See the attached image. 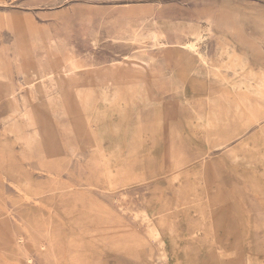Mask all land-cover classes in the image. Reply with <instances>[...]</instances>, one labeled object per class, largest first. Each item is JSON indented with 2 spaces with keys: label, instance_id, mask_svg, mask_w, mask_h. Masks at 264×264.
Listing matches in <instances>:
<instances>
[{
  "label": "rangeland",
  "instance_id": "obj_1",
  "mask_svg": "<svg viewBox=\"0 0 264 264\" xmlns=\"http://www.w3.org/2000/svg\"><path fill=\"white\" fill-rule=\"evenodd\" d=\"M0 264H264V0H0Z\"/></svg>",
  "mask_w": 264,
  "mask_h": 264
},
{
  "label": "bare ground",
  "instance_id": "obj_2",
  "mask_svg": "<svg viewBox=\"0 0 264 264\" xmlns=\"http://www.w3.org/2000/svg\"><path fill=\"white\" fill-rule=\"evenodd\" d=\"M227 29V28H226ZM227 31V30H226ZM226 33V32H225ZM230 33V32H229ZM198 45H199V41L198 40H195V41H188L187 42V44L185 45L189 50H191V51H193L195 54H197V56H198V58H199V60L202 62V63H204V64H206L207 63V58H206V56L205 55H203L200 51H199V47H198ZM27 119L29 120V121H31V123L33 122L32 121V119H31V117L30 116H28L27 117ZM39 120V119H38ZM40 122V121H39ZM40 124V123H39ZM44 127V126H43ZM47 127V126H46ZM48 128V127H47ZM44 130H46V128L44 129ZM47 130H49V129H47ZM45 132V131H44ZM41 134V133H40ZM45 134L46 133H44V137H48V135L47 136H45ZM49 134V133H48ZM42 135V134H41ZM50 135V134H49ZM51 136V135H50ZM42 137H43V135H42ZM52 137H54V136H52ZM52 137H49L50 139L52 138ZM47 139V138H46ZM52 141H54L53 139H51ZM48 141V140H47ZM46 141V142H47ZM50 142V141H49ZM55 142V141H54ZM45 143V142H44ZM30 144H32V142H31V140H30Z\"/></svg>",
  "mask_w": 264,
  "mask_h": 264
}]
</instances>
